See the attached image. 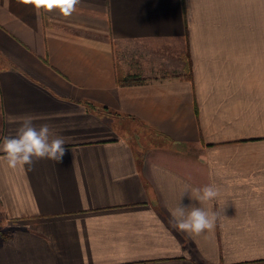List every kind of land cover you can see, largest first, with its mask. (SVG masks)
Here are the masks:
<instances>
[{"label":"crops","instance_id":"obj_1","mask_svg":"<svg viewBox=\"0 0 264 264\" xmlns=\"http://www.w3.org/2000/svg\"><path fill=\"white\" fill-rule=\"evenodd\" d=\"M25 115L67 150L0 160V264H264V0H0V144Z\"/></svg>","mask_w":264,"mask_h":264},{"label":"clouds","instance_id":"obj_2","mask_svg":"<svg viewBox=\"0 0 264 264\" xmlns=\"http://www.w3.org/2000/svg\"><path fill=\"white\" fill-rule=\"evenodd\" d=\"M26 4H31L36 10L52 12L58 10L59 13L68 17L76 10L80 0H23ZM31 115L21 117H9V123L18 124L15 134L6 136L0 144V160L9 169H24L31 166L35 159L47 158L61 162L66 152L68 141L63 137L50 139L52 131L48 124L37 126ZM75 160V156H74ZM190 193V199L199 201L201 207L194 205L180 206L172 210L171 214L176 219L178 230L187 233L189 236H198L206 230L215 227L217 213L212 210H205L202 205L218 199L219 189L213 186H205L203 189L186 188L182 194ZM181 196V197H182Z\"/></svg>","mask_w":264,"mask_h":264},{"label":"trees","instance_id":"obj_3","mask_svg":"<svg viewBox=\"0 0 264 264\" xmlns=\"http://www.w3.org/2000/svg\"><path fill=\"white\" fill-rule=\"evenodd\" d=\"M144 79L140 77H136V75H124L120 79H118V84H129V83H138L143 82Z\"/></svg>","mask_w":264,"mask_h":264},{"label":"rangeland","instance_id":"obj_4","mask_svg":"<svg viewBox=\"0 0 264 264\" xmlns=\"http://www.w3.org/2000/svg\"><path fill=\"white\" fill-rule=\"evenodd\" d=\"M132 124H133L132 129H135L138 132H140L141 130H143V128H140L139 125H136L134 123H132ZM128 126H129V124H128ZM144 131H146V130L144 129ZM150 140L152 141V143H158L159 138H158V136H153V137H150ZM148 146H154V145L149 144ZM0 229H2V230L4 229V228L1 227V223H0Z\"/></svg>","mask_w":264,"mask_h":264}]
</instances>
